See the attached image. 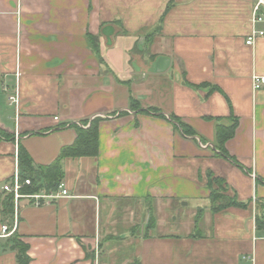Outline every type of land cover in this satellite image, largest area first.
Here are the masks:
<instances>
[{
  "label": "crops",
  "instance_id": "obj_1",
  "mask_svg": "<svg viewBox=\"0 0 264 264\" xmlns=\"http://www.w3.org/2000/svg\"><path fill=\"white\" fill-rule=\"evenodd\" d=\"M254 4L0 0V130L13 135H0V264H17L1 226H12L2 187L20 173L19 147L49 165L74 142L70 125L95 117L99 155L62 163L70 197L19 204L29 264H264V86L253 88L264 38L246 44ZM15 87L17 107L5 91ZM131 98L204 142L130 110ZM231 116L225 149L240 166L214 152L216 124ZM209 173L243 206L213 212Z\"/></svg>",
  "mask_w": 264,
  "mask_h": 264
},
{
  "label": "trees",
  "instance_id": "obj_2",
  "mask_svg": "<svg viewBox=\"0 0 264 264\" xmlns=\"http://www.w3.org/2000/svg\"><path fill=\"white\" fill-rule=\"evenodd\" d=\"M90 41L94 42V38H91ZM130 110L166 118L184 137H191L194 139L199 138L202 142H204V139L200 137L191 126L184 123L181 119L173 114L165 117V115L162 114L160 110L155 108L143 110L140 108L139 103L133 98L130 99ZM123 113L124 112H121L120 115ZM114 116H116V114L106 116L105 119ZM103 119L104 118L95 117L93 119H86L78 123L71 124L70 127H74L77 132L74 142L70 145L64 146L56 160L49 165H40L34 167L31 156L24 147L20 146L18 153L20 177L22 179H30L32 181V187L26 188V191L38 192L40 190H56L58 185L64 180V170L62 163L65 159L97 157L99 155L98 126ZM227 120L228 123H225L221 122L222 119H219L216 124L214 152L218 156L228 159L232 163L240 166L234 158L228 155L225 149L226 142L235 135L236 129L238 127V119L234 116H231V118ZM66 127L68 126H60L52 131L64 129ZM0 135H4L6 138H13V135H9L2 130H0ZM208 178L211 189L210 199L212 202L213 212H218L228 207L243 206V204H240L235 197H229L224 193L226 184L223 179L215 177L212 173L208 174ZM214 186H216V188H214ZM2 205L3 219L8 221L12 220L14 215L13 197L7 195V198L3 201ZM197 216L196 223L199 224L201 216H203V212L200 211ZM257 224L258 226L264 225L263 215H258ZM10 242L11 245L9 250L16 252L17 264H29L31 261V258L28 254L29 246L21 240V236L18 234L17 230L12 236Z\"/></svg>",
  "mask_w": 264,
  "mask_h": 264
},
{
  "label": "built area",
  "instance_id": "obj_3",
  "mask_svg": "<svg viewBox=\"0 0 264 264\" xmlns=\"http://www.w3.org/2000/svg\"><path fill=\"white\" fill-rule=\"evenodd\" d=\"M251 24L252 30L246 40V44L248 46L254 45L258 38H264V0H255L251 15ZM263 86L264 77L255 76L253 78L254 90H259ZM5 91L9 93V104L13 107H17L19 104V94L17 87L13 88L12 90L6 88ZM55 120L58 119L55 118ZM30 187H32V181L30 179H22L19 172H16L12 181L3 185V192L13 197L14 215L12 218L11 227L8 225V222L2 224L1 237H12L16 232L19 223V204L22 200H28L35 207H40L43 204H48L58 199L70 197L63 181L58 185L56 190L52 191L40 190L38 192H27L26 188Z\"/></svg>",
  "mask_w": 264,
  "mask_h": 264
},
{
  "label": "rangeland",
  "instance_id": "obj_4",
  "mask_svg": "<svg viewBox=\"0 0 264 264\" xmlns=\"http://www.w3.org/2000/svg\"><path fill=\"white\" fill-rule=\"evenodd\" d=\"M183 214H180L178 217H179V219L180 218H183ZM156 217H157V214L155 213V210H152V212L150 213V219L148 220V222L146 223V229H145V231H144V235H149V228H150V225L152 226V225H154L155 224V222H156ZM177 217V218H178ZM198 216L196 215V218H197ZM195 218V219H196ZM203 218V216H201V219ZM201 221V220H200ZM182 233H184V231H182ZM198 233H200V229H199V231H198ZM101 258H103V257H101ZM100 260H103V259H100ZM102 262V261H101Z\"/></svg>",
  "mask_w": 264,
  "mask_h": 264
}]
</instances>
